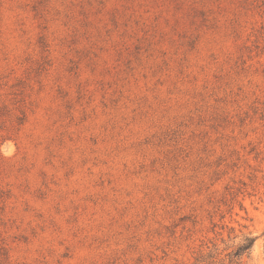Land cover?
Returning a JSON list of instances; mask_svg holds the SVG:
<instances>
[{"label": "rangeland", "instance_id": "1", "mask_svg": "<svg viewBox=\"0 0 264 264\" xmlns=\"http://www.w3.org/2000/svg\"><path fill=\"white\" fill-rule=\"evenodd\" d=\"M247 234L264 264V0H0V264Z\"/></svg>", "mask_w": 264, "mask_h": 264}, {"label": "trees", "instance_id": "2", "mask_svg": "<svg viewBox=\"0 0 264 264\" xmlns=\"http://www.w3.org/2000/svg\"><path fill=\"white\" fill-rule=\"evenodd\" d=\"M256 239V236L243 235L238 243L226 245L221 251L217 243H213L212 247L208 245L209 250L202 251L194 264H224L223 258H221L223 253L229 258L230 264H244L243 257L250 256Z\"/></svg>", "mask_w": 264, "mask_h": 264}]
</instances>
